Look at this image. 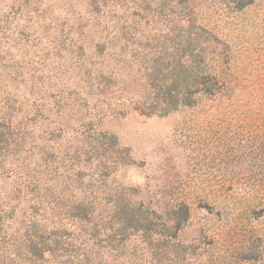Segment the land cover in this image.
Here are the masks:
<instances>
[{
	"label": "rangeland",
	"instance_id": "374dc122",
	"mask_svg": "<svg viewBox=\"0 0 264 264\" xmlns=\"http://www.w3.org/2000/svg\"><path fill=\"white\" fill-rule=\"evenodd\" d=\"M201 24L247 98L147 115L168 85L163 54L204 47L207 33H188ZM253 90H264V0H0L1 260L19 222L101 234L129 203L155 209L153 227L205 264H264V210L246 206L264 193Z\"/></svg>",
	"mask_w": 264,
	"mask_h": 264
},
{
	"label": "trees",
	"instance_id": "16d2710c",
	"mask_svg": "<svg viewBox=\"0 0 264 264\" xmlns=\"http://www.w3.org/2000/svg\"><path fill=\"white\" fill-rule=\"evenodd\" d=\"M243 8V7H242ZM194 23L192 22V25ZM195 25V24H194ZM206 25L189 26L188 33H207L204 39V47L193 51L192 42L197 39L186 40L182 49H176V58L163 54L170 58V64L166 67L168 80L165 90L155 94L153 102L145 105L152 110L147 115L157 113L164 116L178 109H191L202 107L206 103L209 108L217 105H230L234 99L247 98L242 95L240 89L235 86L230 77L228 62L215 56L213 52V35L211 27ZM195 31V32H192ZM190 37V36H189ZM168 50V49H167ZM172 58V64H171ZM238 88V89H237ZM253 98L264 105V90L256 93ZM251 98V97H250ZM214 103V104H213ZM144 106V105H143ZM142 108L136 107L139 114ZM116 144L117 141L114 140ZM112 143V145L114 144ZM253 202H246L247 209L261 206L264 210V193ZM181 215L188 218L189 207L180 206ZM141 204H129L118 210L123 214L119 222L118 230L105 233L93 232L80 234H68L64 227H54L44 222L38 225L29 222L26 228L19 222V229L12 234V243L3 254L0 264H205L209 258L203 256V261L197 258L201 254H195L194 245L185 246L184 240L177 232L167 229V224L162 228L153 227V222L158 215L155 209ZM5 210H0V223L7 220ZM169 227V226H168ZM102 244L101 246H99ZM103 244L108 249H103ZM96 247V248H95ZM100 247L101 249H99ZM105 248V247H104ZM246 257L235 256L231 263L245 264ZM248 262H251L250 260ZM250 264V263H249Z\"/></svg>",
	"mask_w": 264,
	"mask_h": 264
}]
</instances>
